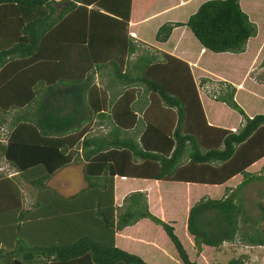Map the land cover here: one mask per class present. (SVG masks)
Listing matches in <instances>:
<instances>
[{
  "label": "trees",
  "instance_id": "16d2710c",
  "mask_svg": "<svg viewBox=\"0 0 264 264\" xmlns=\"http://www.w3.org/2000/svg\"><path fill=\"white\" fill-rule=\"evenodd\" d=\"M146 3L145 14L162 7ZM134 5L0 0V264H214L223 243L264 247V201L253 217L240 196L264 182V114L243 103L264 102V72L258 85L214 82L137 47ZM261 15L264 0H196L155 39L184 27L200 55L222 59L260 43ZM76 163L84 186L64 196L48 182Z\"/></svg>",
  "mask_w": 264,
  "mask_h": 264
},
{
  "label": "rangeland",
  "instance_id": "374dc122",
  "mask_svg": "<svg viewBox=\"0 0 264 264\" xmlns=\"http://www.w3.org/2000/svg\"><path fill=\"white\" fill-rule=\"evenodd\" d=\"M139 1L141 2V0ZM155 1L157 3V6H159L160 3H161V6H163L160 0H155ZM173 2L174 0H172V3L168 5H172ZM137 7L138 9H141V10L144 9V6L142 5V3L138 4ZM167 9L169 11L176 10L174 9V6L167 7ZM261 16L262 17L260 19L264 21V15H261ZM260 32H264V24L262 26L260 25ZM184 50L187 52H195L196 46L194 48L191 47V49L187 46L186 48H184ZM199 58L198 60H196V58L191 57L192 60L191 59L189 60L194 69L200 67L199 72L196 73L197 77H201V76L207 77V78H210L211 80H214V82L215 80H227L228 82L236 83L235 81H239L241 78L244 79L246 76L247 79L250 80V82L255 83L253 78H256V76L259 77V75L263 74L264 72V68L259 67L260 62L264 58V35L259 44H257V42H252L249 46L246 47V53L244 54L243 57H240L242 58V60L236 59V57H231V58L226 57V58L220 59L218 55H214L212 53H206L204 56L200 55ZM249 75L252 78H249L248 77ZM229 78H234L235 81ZM243 79H241L238 85H244V83L242 84ZM249 80L247 81V83H249ZM212 84L211 82L203 84L201 92H203L204 94L206 93L207 98H210L208 94L210 95L211 93L210 91H212V87H211ZM242 87L244 88V86ZM253 92H254L253 97H256L258 100L262 101L261 99L262 93L258 91H253ZM141 98L142 97H139L138 99L142 100ZM238 98L239 97H237V99ZM256 98L255 99L252 98V100H256ZM244 99L245 97L241 96L240 100L242 101ZM246 101L248 100L246 99ZM243 103L245 104V109L256 108L257 109L256 112L264 114V102L258 105L255 104L252 107H249L250 105L245 103L244 101ZM205 106L208 107V105H205ZM220 112L223 114V116L227 115L228 120L230 119L234 120L235 118V121H236V117L234 115L230 113L228 114L222 111V109ZM140 113L141 112H139V114ZM234 114L237 116L236 113ZM141 126L144 127V122H142V120H139L137 124V128L141 130L140 128ZM76 165L80 167V164H76ZM82 182H83V178H82L81 167L78 170V168H76L75 166H68V167L60 169L50 179L48 184L56 188L58 192H61L63 194H68V193H74L75 191L79 189V187L83 186L84 183ZM21 186L23 189L24 196L26 198V202H30L35 192L29 189L24 183H22ZM198 191L199 190L196 189V192ZM205 191L206 190L204 189L203 191H200V192H203V194H205L206 193ZM261 193L264 195V182L250 183L245 188H243V190L240 193V196L244 200L245 210L253 217L258 216V209L256 207V203L260 201ZM180 202H181L180 204L176 203V206H174L178 210H181L185 205H187L183 203L181 200ZM146 229L148 230V228ZM240 255L245 256L244 260L246 261V264H264V247H260V246L250 247L248 245L238 243V242L225 243V244L220 245L215 254L214 264H228V262L232 258L238 257Z\"/></svg>",
  "mask_w": 264,
  "mask_h": 264
},
{
  "label": "crops",
  "instance_id": "0c3cea01",
  "mask_svg": "<svg viewBox=\"0 0 264 264\" xmlns=\"http://www.w3.org/2000/svg\"><path fill=\"white\" fill-rule=\"evenodd\" d=\"M195 1L196 0H184L182 4H179V5L178 4L176 5L174 3L172 5H168L172 3V0H162V4L164 6H162L159 10L157 9L155 11L145 14V11L138 9L137 5L142 3L143 5L147 6L146 0H141V2L139 0H133L135 5H134V9H133L130 21H129L128 32L134 38L137 47H143L149 52L156 53V55H159L161 52L164 51L166 53L176 55L185 60H190L191 57L196 58V60H198L200 56V51H201L200 47L199 48L196 47L195 52H187L184 50V48H186L187 46L191 49V47H193V44L196 43V42L193 43L192 42L193 40L192 41L190 40L192 38L189 32L186 29H184V27H176L172 29L171 34L169 35L168 39L164 42H160L155 39L156 32L159 26H161L163 23L174 22V21H184L189 15V13L191 12V10L195 7ZM170 6L171 7L174 6V9L176 10L170 9L171 11H169L167 7H170ZM137 52L140 53L139 51ZM245 53H246V50L244 53L239 54V55L226 53V54H223L224 55L223 57L224 58L236 57V59L242 60V58L240 57H243ZM219 57H221V54L219 55ZM134 58H135V54L130 56V59H134ZM94 76L98 78L97 73L94 74ZM224 111L231 113L229 109L228 110L224 109ZM137 114L138 116L140 115L139 112ZM229 124H231V122H229ZM140 128L141 130L136 127V128L130 129L127 132L132 137H136L138 140V136L140 132L142 131L143 126H141ZM99 130L105 131L104 126H100ZM76 164H80L81 172H82V163H76ZM76 164H73L70 166H75L79 170L80 167H78V165ZM82 178H83V173H82ZM82 183H84V180ZM83 186L79 187V189L82 188ZM77 191H75L74 193H76ZM59 193L64 196H69V195L74 194V193L63 194L61 192ZM193 196L196 197L198 195L194 194ZM260 198H261L260 202L264 201V195L262 193H261ZM182 201L187 202L185 198H182Z\"/></svg>",
  "mask_w": 264,
  "mask_h": 264
}]
</instances>
